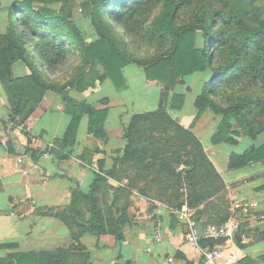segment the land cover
I'll return each mask as SVG.
<instances>
[{"label": "trees", "instance_id": "16d2710c", "mask_svg": "<svg viewBox=\"0 0 264 264\" xmlns=\"http://www.w3.org/2000/svg\"><path fill=\"white\" fill-rule=\"evenodd\" d=\"M34 1L10 3L7 25L4 31L0 29V81L9 105L7 122L14 127L26 128L28 116L47 91L62 94L64 111L70 119L57 138L58 158L72 154L83 117L87 118L88 134L101 138L103 144L108 141L107 99L95 105L86 98L74 97L63 87L83 92L89 85L109 78L119 89L125 83L123 67L129 63L140 66L146 79L164 84V95L176 84H184L187 76L202 73L201 88L194 99V120L209 109L222 115L210 137L212 143L236 145L239 127L252 138L264 132V0H83L82 9L90 10L98 32V38L89 41L69 20L74 0H63L58 7L35 6ZM116 28H122L137 42L155 45V52L136 58L119 49L111 36L117 37ZM72 49H78L83 59L77 77L59 86L40 76L38 67L55 68ZM15 61L23 62L29 73L15 76ZM98 64L103 71H97ZM88 79L93 80L91 84ZM236 86L258 89L257 93L235 97L226 94V89ZM164 95L155 109L131 115L123 128V146L114 150L116 155L109 168H104L103 158L97 159L98 169L93 171L87 191L78 185L72 190L69 204L48 209L69 227L70 244L44 237L36 249L11 253L0 258V264H93L79 240L82 233H110L121 241L129 221L126 205L108 213L98 205L101 183L107 182L108 176H116L118 165L133 164L136 172L130 177V186L136 185L140 195L160 194L172 212L185 203L196 208L215 195L217 188L209 183L217 177L224 184L223 179L191 126H184L168 111L182 107L184 93L173 91L169 103ZM47 150L26 144L23 152L35 159ZM78 156L85 159L82 153ZM263 162L264 140L242 152H229V168ZM202 212L196 209L193 220H199ZM227 217L221 213L218 220ZM261 259L264 261V256Z\"/></svg>", "mask_w": 264, "mask_h": 264}, {"label": "crops", "instance_id": "0c3cea01", "mask_svg": "<svg viewBox=\"0 0 264 264\" xmlns=\"http://www.w3.org/2000/svg\"><path fill=\"white\" fill-rule=\"evenodd\" d=\"M16 68H19L18 73ZM12 70L15 76H23L28 72L21 61H15ZM125 83L127 85L126 77ZM100 87L88 93L69 91L78 99L89 98L99 92ZM180 87L176 86L177 89ZM183 93L185 99L177 114L184 112L182 109L189 95ZM104 97L109 100V112L105 120L108 141L105 144L89 141L95 139L88 134L86 123L84 135L80 136L77 131L72 154L61 159L56 153L59 149L57 138L62 135L70 119L64 111L62 94L47 91L39 106L28 116L26 128L14 127L7 122L9 105L4 85L0 81V258L16 251L36 249L39 240L44 237L70 244L69 227L58 217L49 214L48 209L69 204L72 190L78 185L83 191L89 189L93 171L97 170L96 160L103 158L104 168H109L112 156L116 153L114 150L124 144L121 123L130 119L132 114L141 113L129 112L128 118H122L127 113L122 107L118 108V100L107 95ZM194 99L191 95L190 102H194ZM182 114L184 120H189L191 110ZM174 117L184 126L192 128L191 122H183L181 118L178 119L179 115ZM8 141L10 144L6 145ZM26 144L34 149L50 151L31 159L23 152ZM81 153L85 159L78 156ZM258 167L259 164L229 168L228 158H222L218 163L217 171L229 196L234 198L229 210H224V214L228 215L224 221L237 224L232 235L218 239L205 234L201 237L196 235L195 222L200 221L205 230L210 224L208 219L215 217L212 215L217 211L212 206L203 210L201 218L196 221L192 217L195 210L186 203L173 212L165 204L158 203L149 206L144 213L140 203L141 215L134 218L130 216V222L124 225L121 241H117L110 233L97 236L88 232L82 233L79 240L89 251L93 264H201L204 249L214 246L232 254L233 264H264L261 259L264 256V187H259L264 183L261 178H264V171L254 174ZM200 206L203 208V204ZM181 212L185 213L184 218L179 216ZM192 231L196 239L189 241L188 234ZM156 232L160 235L159 241L154 239Z\"/></svg>", "mask_w": 264, "mask_h": 264}, {"label": "rangeland", "instance_id": "374dc122", "mask_svg": "<svg viewBox=\"0 0 264 264\" xmlns=\"http://www.w3.org/2000/svg\"><path fill=\"white\" fill-rule=\"evenodd\" d=\"M13 0H0V12H3L0 14V29L2 31L5 30V27L7 25V13L10 6V3ZM63 0H35L33 3L34 5H47V6H53L58 7ZM82 1L83 0H74V4L70 5V17L69 20L72 22L76 28L83 33L84 38L86 41L97 39L98 38V32L94 28L91 18V12L90 10L82 9ZM2 9V11H1ZM158 9H155L153 13H155ZM117 37L114 35H111L114 38V41L119 49H124L128 54L136 57V58H142V57H148L152 55L156 47L155 45L148 44V42H137V40L133 39L132 37L125 34L122 30V28H116ZM202 38L200 34L198 35V44L201 45ZM0 41V45H1ZM83 59L78 51V49H72L68 56L63 60V62L59 63L55 68L49 69V68H39L38 72L40 73V76L45 80L54 81L59 86H62L66 81H70L74 77L78 76V68L82 65ZM97 71L101 72L103 71V68L100 64L97 65ZM17 73L19 72V68H16ZM29 73V69L28 72ZM124 74L126 77L127 85L124 83V86L121 88H116L113 84V82L110 79H107L106 81L96 82L94 86H90L84 90L87 93L88 92H94L96 89H98L100 86L99 92L94 94L93 96H90L89 98H86L88 101L94 103L95 105L101 104V102L104 101V99H107V104L109 102L107 97H104L105 95L111 97L112 99H117L119 103L117 104L118 108L122 107L126 114H123L122 118H128L129 112H143L146 110H152L155 109L158 105V102L161 100V96L163 97L164 93V84L158 83L156 81L151 80H145L143 70L140 66L136 65L135 63H129L124 66ZM202 73H195L194 75L187 76L185 79L184 84H176L172 90H170L167 95L165 93L164 99L166 103H169V96L170 94L178 91L187 92L189 95L186 97L185 101V110L182 109V113H186L191 110V117L190 115H186V117H190L189 120H184L183 114L179 113L177 114V110L168 108V111L173 113V115H179L178 119L181 118L183 122L192 123V130L194 129L197 132V137L200 139V141L203 144V147L206 151V154L208 156V159L213 163L215 169L218 168V163L222 158H228L230 151H236V152H242L244 149L250 147L251 145L259 144L261 141L264 140V132L258 134L255 138L249 137L248 135L243 134V129L238 128L241 134L237 136V139L239 140L236 145H230V144H224V143H217L214 144L211 142L210 136L211 133H213L217 127L218 122L220 121L222 115L221 114H215L212 110H206L203 112V114L198 117L196 120H194L195 114L197 112V108L194 106V102H190V97L196 96V94L199 92L202 84ZM106 79V78H105ZM92 79H88V84L92 83ZM181 86L179 89L176 88V86ZM189 86V89L187 90L186 87ZM257 87H246V86H236L233 88L226 89V94L230 95L232 97L239 96L241 93L245 92H251V93H257ZM63 90H71V87L66 85L63 87ZM83 91V92H84ZM223 102V101H222ZM104 104V103H102ZM121 109V108H120ZM114 108H112L111 111H113ZM111 114H114L111 112ZM121 118V120H123ZM232 122L233 120L230 119ZM129 119L125 122L121 123L122 130L125 127V124H127ZM180 121V120H179ZM86 117H83L80 121L78 133L80 136L84 135L85 129H86ZM120 125V124H118ZM236 127V124L234 125ZM22 127V126H19ZM112 127V126H110ZM24 128V127H22ZM237 128V127H236ZM193 130V131H194ZM194 131V132H195ZM110 132V131H109ZM107 135L108 132L106 131ZM123 134V131H122ZM158 134V133H157ZM93 137V136H92ZM92 137H89L92 138ZM95 140L90 139L89 141L96 142H102L101 138H95ZM116 155V153L114 154ZM113 155V156H114ZM101 156V155H100ZM83 161V159H82ZM86 164V163H85ZM84 164V166H85ZM97 164V160H96ZM259 167L256 169L257 172L254 174L260 173L264 171V162L258 163ZM97 166V165H96ZM133 164H124V165H118L117 171L115 173L116 176H108L107 182H102L100 189L98 191V198L99 202L98 205L101 207L104 211V213H108L109 210L114 211V209H119L120 206L126 205L127 212L129 215V222H130V216L137 217L140 216L141 208L140 203L143 205L142 213L145 212L149 206H154L158 203H164V198L162 196L160 197V194L155 192H150V196H144L140 195V193L137 190L136 185L130 186V177L134 175L136 172V169L133 168ZM98 169V168H97ZM139 169V168H137ZM201 173L203 171V168H201ZM264 179L263 177H261ZM209 184H211V188H217V192L215 195L211 198H207L205 200L206 202H203V208L202 206L198 205L196 208H192V210L196 209H203L206 210L209 207H213L217 213H214L212 216L215 215L214 218L208 219L209 223H219L218 216L221 213H224V210L228 209L229 206H231V201H233V197H230L225 184H222L220 181H218L217 177L213 178ZM140 182V181H139ZM168 193V191H167ZM119 195L118 199L114 202L113 199ZM141 198L140 201L138 199ZM205 203L206 206H205ZM247 207V206H246ZM188 211V210H187ZM238 215L241 216L240 213Z\"/></svg>", "mask_w": 264, "mask_h": 264}, {"label": "built area", "instance_id": "2783aa9c", "mask_svg": "<svg viewBox=\"0 0 264 264\" xmlns=\"http://www.w3.org/2000/svg\"><path fill=\"white\" fill-rule=\"evenodd\" d=\"M179 216L181 218H184L185 213L181 212ZM235 227H237V224H234L231 221H224L219 224L210 223L206 226L204 230V234L209 238L218 239L224 236L232 235L233 229ZM154 239L155 241L160 240V235L157 232L154 234ZM195 239H196V235L193 231L191 234H188L189 241H194ZM233 263H234V258L232 254L226 253V251L219 246L208 247L205 248L203 251V259L201 264H233Z\"/></svg>", "mask_w": 264, "mask_h": 264}, {"label": "water", "instance_id": "95a60500", "mask_svg": "<svg viewBox=\"0 0 264 264\" xmlns=\"http://www.w3.org/2000/svg\"><path fill=\"white\" fill-rule=\"evenodd\" d=\"M194 229H195V233L198 237H201L204 235L203 225L200 221H197L194 223Z\"/></svg>", "mask_w": 264, "mask_h": 264}]
</instances>
